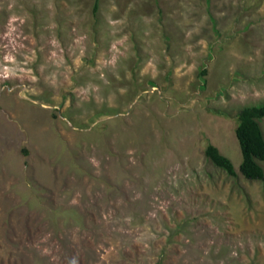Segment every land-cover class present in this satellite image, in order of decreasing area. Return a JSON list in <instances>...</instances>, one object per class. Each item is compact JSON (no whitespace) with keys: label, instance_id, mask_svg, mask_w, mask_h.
I'll use <instances>...</instances> for the list:
<instances>
[{"label":"rangeland","instance_id":"1","mask_svg":"<svg viewBox=\"0 0 264 264\" xmlns=\"http://www.w3.org/2000/svg\"><path fill=\"white\" fill-rule=\"evenodd\" d=\"M262 103L264 0H0V264H264Z\"/></svg>","mask_w":264,"mask_h":264},{"label":"trees","instance_id":"2","mask_svg":"<svg viewBox=\"0 0 264 264\" xmlns=\"http://www.w3.org/2000/svg\"><path fill=\"white\" fill-rule=\"evenodd\" d=\"M96 5L94 9L96 10ZM206 71H202L205 74ZM264 119V103L243 107L237 114V124L234 130L239 147L241 161L238 166L239 174L246 180L262 181L264 171L259 162H264V137L260 129V121ZM204 154L217 168L230 176H236L232 162L220 154L218 149L208 144Z\"/></svg>","mask_w":264,"mask_h":264}]
</instances>
